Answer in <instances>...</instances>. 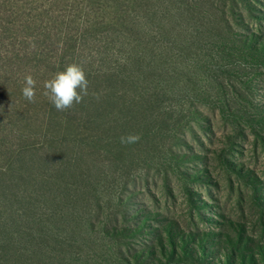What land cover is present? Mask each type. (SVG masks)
Masks as SVG:
<instances>
[{
  "label": "rangeland",
  "instance_id": "374dc122",
  "mask_svg": "<svg viewBox=\"0 0 264 264\" xmlns=\"http://www.w3.org/2000/svg\"><path fill=\"white\" fill-rule=\"evenodd\" d=\"M247 2L251 10L242 0H0V138L42 144L44 82L71 63L84 68L88 94L97 86L133 105L111 108L110 130L97 132L105 143L92 149L86 174L97 196L75 191L76 202L67 201L77 234L88 223L94 233H68L58 264H143L135 257L152 241L147 229L131 232L134 214L198 233L231 221L264 244V62L239 41L264 32V0ZM28 74L34 103L21 91ZM129 134L140 140L122 144ZM69 137L75 157L86 136ZM205 168L210 181L191 177ZM113 223L110 237L103 230Z\"/></svg>",
  "mask_w": 264,
  "mask_h": 264
},
{
  "label": "trees",
  "instance_id": "16d2710c",
  "mask_svg": "<svg viewBox=\"0 0 264 264\" xmlns=\"http://www.w3.org/2000/svg\"><path fill=\"white\" fill-rule=\"evenodd\" d=\"M242 1L249 10L254 7L248 0ZM239 41L250 52L251 57L264 62V32L253 33ZM93 85L97 84L94 82ZM93 88L96 89L93 94L92 90L80 104L66 111H57L48 100L49 115L42 128L49 131L42 134L41 145L32 142L25 135L14 141L6 133L1 136L0 264H58L55 253H61L67 243L68 233L77 236L94 233L93 224L88 223L77 234L74 225L77 216L73 213L77 209L73 210L74 207L69 206L67 201H75V191L82 193L88 190L89 195L97 196L95 181L90 175H86L92 171V149L105 143L97 132L110 130L112 122L108 118L113 108L123 106L126 110H132L133 105L128 106L124 97L121 100L114 95L104 96L97 86ZM198 114V111L189 113L193 116ZM257 119L264 122V109H261ZM72 130L78 131L81 137L86 136L80 140L82 151L75 157L72 155L75 146L68 143ZM231 170L253 182L254 178L246 170L236 166ZM200 175L210 181V172L206 168L201 174H192L191 177L200 180ZM73 180L80 183L68 182ZM260 203L264 212V200ZM118 205L120 208L124 206L121 198ZM205 205L195 204L200 209ZM65 210L67 215L61 214ZM111 215L116 222L117 215ZM143 217L139 221L137 214L131 216L136 221V227L131 232L137 236L147 229L144 234L152 241L145 245L138 258L135 257L143 264H162L161 258L172 264H264V244L256 242L243 226L231 221L224 223L212 220L218 225V231L198 233L171 221L159 220L155 214ZM156 221H165V224L153 226ZM115 229L113 223L104 226L103 232L111 237L117 235ZM57 236L59 242L55 241ZM53 239L56 245H51Z\"/></svg>",
  "mask_w": 264,
  "mask_h": 264
},
{
  "label": "clouds",
  "instance_id": "9594fccd",
  "mask_svg": "<svg viewBox=\"0 0 264 264\" xmlns=\"http://www.w3.org/2000/svg\"><path fill=\"white\" fill-rule=\"evenodd\" d=\"M23 97L30 103L36 101L37 81L31 74L24 77ZM44 95L48 97L57 111H66L80 104L88 95L89 81L84 68L79 63H71L63 71L44 82ZM140 140L137 134L121 137L122 144H133ZM61 163V162H60Z\"/></svg>",
  "mask_w": 264,
  "mask_h": 264
}]
</instances>
